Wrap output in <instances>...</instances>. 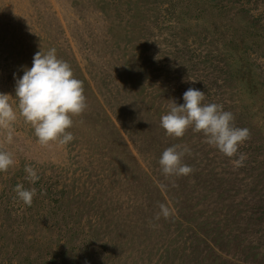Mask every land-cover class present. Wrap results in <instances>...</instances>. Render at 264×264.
Returning <instances> with one entry per match:
<instances>
[{
  "label": "rangeland",
  "instance_id": "obj_1",
  "mask_svg": "<svg viewBox=\"0 0 264 264\" xmlns=\"http://www.w3.org/2000/svg\"><path fill=\"white\" fill-rule=\"evenodd\" d=\"M41 48L71 66L87 108L67 145H40L18 111L11 143L0 129L15 161L0 172V264H264V0H0V93L15 97ZM188 88L250 130L242 167L161 127ZM177 144L193 172L165 178Z\"/></svg>",
  "mask_w": 264,
  "mask_h": 264
},
{
  "label": "clouds",
  "instance_id": "obj_2",
  "mask_svg": "<svg viewBox=\"0 0 264 264\" xmlns=\"http://www.w3.org/2000/svg\"><path fill=\"white\" fill-rule=\"evenodd\" d=\"M183 100L182 105L172 100L168 113L161 117V127L167 135L182 138L191 128L195 133H202L204 142L230 158L236 167H242L247 157L239 152V148L250 138V130L236 127L233 113L225 111L223 105L204 104L205 93L199 89L188 88ZM12 101L17 102L16 108ZM86 108L83 82L75 78L66 61L57 57L55 48L47 53L41 48L35 53L31 68L24 67L23 76L16 77L15 97L0 93V129L7 130V142L11 143L18 111L25 123L34 129L40 145H67L74 140L68 131L74 125L73 117L80 116ZM186 153H190V149L179 144L163 151L159 165L165 178L187 176L193 172L191 166L183 163ZM14 164L12 155L0 150V172H7ZM25 172L28 173L26 179L31 182L39 179L31 166L26 165ZM14 192L19 201L32 205L36 195L34 188L26 189L18 183ZM158 207L160 212L156 218L167 219L169 207L164 203Z\"/></svg>",
  "mask_w": 264,
  "mask_h": 264
}]
</instances>
